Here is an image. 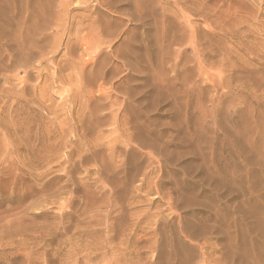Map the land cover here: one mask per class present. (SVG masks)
Wrapping results in <instances>:
<instances>
[{"label": "rangeland", "instance_id": "374dc122", "mask_svg": "<svg viewBox=\"0 0 264 264\" xmlns=\"http://www.w3.org/2000/svg\"><path fill=\"white\" fill-rule=\"evenodd\" d=\"M263 239L264 0H0V264H262Z\"/></svg>", "mask_w": 264, "mask_h": 264}, {"label": "bare ground", "instance_id": "6f19581e", "mask_svg": "<svg viewBox=\"0 0 264 264\" xmlns=\"http://www.w3.org/2000/svg\"><path fill=\"white\" fill-rule=\"evenodd\" d=\"M128 1V0H127ZM157 1V0H156ZM179 3V2H178ZM183 3V2H182ZM181 3V4H182ZM154 4V3H153ZM108 8V7H107ZM38 9V8H37ZM156 9V8H155ZM163 12V11H162ZM179 14V13H178ZM48 15V14H47ZM181 18V17H180ZM163 20V19H162ZM166 22V21H165ZM50 25V24H49ZM166 26V25H165ZM65 29H67V28H65ZM167 29V28H166ZM191 33V32H190ZM66 34V33H65ZM36 35V34H35ZM39 36H41V35H39ZM64 36V35H63ZM190 38V37H189ZM63 39V38H62ZM110 39V38H109ZM85 40V39H84ZM187 40H189V39H187ZM110 41V40H109ZM115 41V40H114ZM186 43V42H185ZM97 44V42L95 41V40H90V41H88V43H87V45H90V46H94V45H96ZM99 44H100V42H99ZM102 44V43H101ZM34 46V45H33ZM32 46V47H33ZM99 46V45H98ZM94 47H96V46H94ZM128 47V46H127ZM39 48V47H38ZM71 48V47H70ZM93 48V47H92ZM28 49V48H27ZM31 49V48H30ZM40 49V48H39ZM17 51V50H16ZM56 55V54H55ZM116 55H117V57H118V53H116ZM162 56V55H161ZM121 58V57H120ZM87 59V58H86ZM127 59V58H126ZM89 60V59H88ZM20 61V60H19ZM31 61V60H30ZM91 62V61H90ZM105 63V62H104ZM107 64V63H106ZM143 64V63H142ZM152 65V64H151ZM114 66V65H113ZM32 67V66H31ZM106 67V66H105ZM116 67V66H115ZM130 67L132 68V66L130 65ZM22 68V67H21ZM103 68V67H102ZM117 68V67H116ZM128 68H129V66H128ZM93 69V68H92ZM107 69V68H106ZM134 69V68H133ZM56 70V69H55ZM104 70V69H103ZM103 70L102 69H99L98 70V72H97V76H99V75H101L102 73H103ZM136 70V69H135ZM107 71V70H106ZM129 71V70H128ZM130 72V71H129ZM148 75V74H147ZM103 77V76H102ZM184 81V80H183ZM53 84V83H52ZM106 85H108V84H106ZM100 90V89H99ZM112 90V89H111ZM112 94V93H111ZM116 94V93H115ZM102 95V94H101ZM108 95V94H107ZM107 95H105V96H107ZM115 96V95H114ZM129 97V96H128ZM104 98V97H103ZM114 101H115V99H114ZM125 102V101H124ZM100 103H102L101 101H100ZM68 107V106H67ZM119 107H120V105H119ZM105 108V107H104ZM118 109V108H117ZM98 111V110H97ZM113 111V110H112ZM114 112V111H113ZM117 112V111H116ZM119 113V112H118ZM76 114H78V113H76ZM101 114V113H100ZM118 117V116H117ZM127 117V116H126ZM101 124V123H100ZM118 144V143H117ZM138 162V161H137ZM143 184V183H142ZM182 226V225H181ZM263 226V225H262ZM200 233V232H199ZM264 240V239H263ZM110 246V245H109ZM261 255V254H260ZM259 260L262 262V264H264V255H262V256H260V258H259ZM249 264H253V263H249Z\"/></svg>", "mask_w": 264, "mask_h": 264}]
</instances>
